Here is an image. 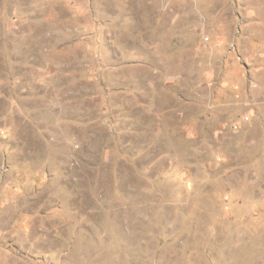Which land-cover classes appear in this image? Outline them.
Listing matches in <instances>:
<instances>
[{
  "label": "rangeland",
  "instance_id": "obj_1",
  "mask_svg": "<svg viewBox=\"0 0 264 264\" xmlns=\"http://www.w3.org/2000/svg\"><path fill=\"white\" fill-rule=\"evenodd\" d=\"M0 264H264V0H0Z\"/></svg>",
  "mask_w": 264,
  "mask_h": 264
}]
</instances>
